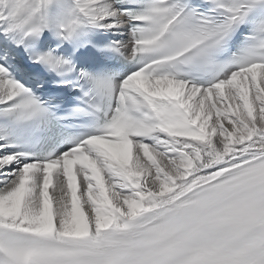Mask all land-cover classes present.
Wrapping results in <instances>:
<instances>
[{"label":"snow or ice","instance_id":"6c2138e0","mask_svg":"<svg viewBox=\"0 0 264 264\" xmlns=\"http://www.w3.org/2000/svg\"><path fill=\"white\" fill-rule=\"evenodd\" d=\"M0 264H264V0H0Z\"/></svg>","mask_w":264,"mask_h":264}]
</instances>
